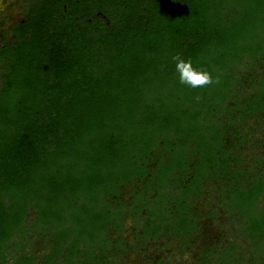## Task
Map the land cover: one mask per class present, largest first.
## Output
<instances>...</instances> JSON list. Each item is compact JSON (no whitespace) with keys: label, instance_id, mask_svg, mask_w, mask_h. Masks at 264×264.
Instances as JSON below:
<instances>
[{"label":"trees","instance_id":"obj_1","mask_svg":"<svg viewBox=\"0 0 264 264\" xmlns=\"http://www.w3.org/2000/svg\"><path fill=\"white\" fill-rule=\"evenodd\" d=\"M9 32L0 264H122L158 239L264 264V0H27ZM176 54L219 83L181 84Z\"/></svg>","mask_w":264,"mask_h":264},{"label":"rangeland","instance_id":"obj_2","mask_svg":"<svg viewBox=\"0 0 264 264\" xmlns=\"http://www.w3.org/2000/svg\"><path fill=\"white\" fill-rule=\"evenodd\" d=\"M26 3L27 0H0V31L10 30L11 26H13L21 17ZM10 36V32L3 35L0 33V43L2 38ZM219 221L218 223H215L213 220L206 219L204 225L206 226L205 228L208 235L212 236L213 239L221 236L222 242L224 243L227 241V236H224L222 231L227 230V227L220 228L218 224L223 223V221ZM130 224V220L124 223L123 236L126 239V247L134 244L130 235ZM35 246L33 252L37 254L41 251L40 242L38 240L35 241ZM157 259H161L168 264H199L194 253L180 254L175 241L170 240L169 245L164 246L162 239H158L154 243L148 242L146 246L138 247L136 250H129L125 254L122 264H155Z\"/></svg>","mask_w":264,"mask_h":264},{"label":"clouds","instance_id":"obj_3","mask_svg":"<svg viewBox=\"0 0 264 264\" xmlns=\"http://www.w3.org/2000/svg\"><path fill=\"white\" fill-rule=\"evenodd\" d=\"M171 59L175 63V70L181 84L191 88H203L213 83H219V77L214 80L210 72L194 68L190 59L185 60L180 54L174 55Z\"/></svg>","mask_w":264,"mask_h":264},{"label":"flooded vegetation","instance_id":"obj_4","mask_svg":"<svg viewBox=\"0 0 264 264\" xmlns=\"http://www.w3.org/2000/svg\"><path fill=\"white\" fill-rule=\"evenodd\" d=\"M3 32H4L3 30H2V31H0L1 35H3ZM2 39H3V38H2ZM2 39H1V40H2Z\"/></svg>","mask_w":264,"mask_h":264}]
</instances>
